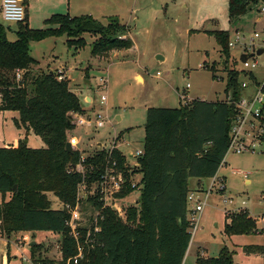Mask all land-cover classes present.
<instances>
[{
  "label": "trees",
  "instance_id": "16d2710c",
  "mask_svg": "<svg viewBox=\"0 0 264 264\" xmlns=\"http://www.w3.org/2000/svg\"><path fill=\"white\" fill-rule=\"evenodd\" d=\"M262 2L228 0L229 22L257 10ZM17 24L14 42L6 39L5 28L0 25V111L17 112L18 126L26 134L31 132L40 137L44 146L29 148L24 139L0 148V236L58 234L61 257L57 262L46 261L50 264H182L191 238L188 180L216 175L227 151L233 104L195 99L175 108H147L143 155L138 158L141 174L138 200L125 210L126 223L110 208L103 209L101 219L98 217L99 231L91 237L92 242L85 241L86 227H82L78 244L83 246V255L74 260L77 248L67 226L69 212L64 208L51 209L47 194L51 193L62 207L76 203L77 187L87 176L83 178L69 171L78 162L80 153L73 149L66 152L65 144L67 132L74 127L71 114H81L83 109L68 80H57L56 73L51 71L32 73L37 61L30 57L29 47L32 42L66 36V44L77 50L84 45L82 34H91L98 36L92 44L91 56L103 57L111 51L128 50L132 43L125 37L127 28L114 17H109L105 26L89 16L59 14L46 19L42 29L30 28L26 19ZM207 34L213 36L224 57V93L236 101L241 97L240 72L235 64L232 69L226 68L232 60L227 47L229 33ZM16 70L22 72L19 83L14 79ZM247 75L256 83L255 76ZM26 85L32 87L33 96L27 94ZM106 157L105 152L98 151L85 158L84 167L92 168L86 173L90 176L87 184L102 171ZM113 160L123 168V157L117 150H112L108 163ZM132 192L128 184L116 197L125 198ZM6 194H9L7 201ZM90 202L96 210L100 208L96 200ZM261 233L256 220L246 211L229 217L224 229L227 237ZM38 246H31L32 254ZM243 251L247 255L262 254L263 245H247ZM235 255L234 249L223 246L216 258L197 257L195 264H236Z\"/></svg>",
  "mask_w": 264,
  "mask_h": 264
},
{
  "label": "rangeland",
  "instance_id": "374dc122",
  "mask_svg": "<svg viewBox=\"0 0 264 264\" xmlns=\"http://www.w3.org/2000/svg\"><path fill=\"white\" fill-rule=\"evenodd\" d=\"M227 4L228 0H27L28 26L32 29L44 28V21L57 14L89 16L104 26L109 17H114L127 28L125 37L132 43L129 50L111 51L98 58L91 56L92 44L98 37L91 34H82L84 45L77 50L66 44V36L30 44L29 55L37 61L32 73L61 69L70 79L64 78L69 81L70 90L83 106L89 107L83 109V113L71 116L74 127L67 132L66 138L74 142V148L83 151L86 158L98 151L106 153L116 146L126 156H123V162L131 169L127 155L142 147L147 108H175L195 99L227 101L228 95L224 93L226 71L222 66L224 57L213 36L207 32L226 31L230 37L235 31L251 35L260 31L264 23V15L256 11L229 22ZM0 25L5 28L6 39L14 42L18 24L5 21L0 14ZM232 53L235 56V51ZM261 54L257 60L264 64V51ZM230 64L228 62L227 66ZM256 76L262 82L264 71L260 68ZM187 84L190 87L186 89ZM26 89L29 97L33 96L32 87L26 85ZM89 95L91 105H88L89 100L87 103L83 101ZM101 95L106 96L105 105L100 104ZM180 95H184L185 100L180 99ZM97 115L103 120L101 128L94 123ZM18 118L15 111H0V148L24 139L29 148L43 147L40 137L31 132L26 134L18 126ZM78 118H90L92 124L75 125ZM224 162L216 179L218 182L224 178L222 194L215 192L216 189L205 194L212 179L201 182L192 178L188 182L191 191L201 193L200 200L204 205L202 212L194 216L197 228L183 264H194L201 251L204 256L216 257L223 246L236 251V264H264V142L253 153L238 155L228 152ZM135 169L131 177L138 175L136 179H139V166ZM134 191L131 196L113 202L122 210L121 216L117 217L123 223H126L125 210L133 206L132 200L138 198L137 190ZM47 197L51 209L62 208L51 193ZM4 199L7 201L9 194ZM91 199L95 200L94 195L83 192L78 197L79 227L89 228L96 216L97 210ZM110 202L109 199L107 203ZM194 205L193 202L188 203L190 214ZM243 211L256 220L262 233L250 237L225 236L227 218ZM192 230L191 227L190 234ZM11 238V243L16 244L19 250L11 245L8 264L60 260L58 234L37 232ZM2 240L6 241L7 237L0 239V264H3ZM31 243L39 245L34 254ZM244 245H263V252L247 255L243 251Z\"/></svg>",
  "mask_w": 264,
  "mask_h": 264
},
{
  "label": "built area",
  "instance_id": "2783aa9c",
  "mask_svg": "<svg viewBox=\"0 0 264 264\" xmlns=\"http://www.w3.org/2000/svg\"><path fill=\"white\" fill-rule=\"evenodd\" d=\"M23 0H0V14L5 21L8 22H15L20 23L23 22L25 19V9L22 3ZM260 5H262L260 7ZM257 8L256 11L259 15H264V2H262ZM227 47L231 56L233 55V51H235V56H232V60L230 59V66L226 68L232 69V65L235 64V69L240 72V87H241V97L236 100L232 101L231 97L228 95V100L225 101L226 103L233 104V114L230 119V126H229V136H228V146L227 151L235 154H244V153H253L256 148H258L264 142V80L259 82L257 80L256 72L261 68L264 71V64H261L257 59L261 57L263 54L257 55L259 50L264 51V23L260 31H255L251 35L237 32L235 31L234 34L230 37L227 43ZM241 55H252L249 57L245 62L240 60ZM236 61L235 62H233ZM223 70L225 64H222ZM58 76V80H62L60 75ZM247 73H251L255 76V81L250 79V76ZM158 75V73H157ZM22 72L20 70L15 71L14 79L17 83L21 81ZM190 85H186V89L189 88ZM246 91L247 93H243ZM180 99L185 100L184 95L179 96ZM1 100V94H0ZM106 103V96H100V104L105 105ZM96 120L94 121L95 126L97 128L103 127V120L100 115L96 116ZM75 125L83 126V125H90L92 121L85 118H78L75 122ZM71 146H74V142L68 141ZM112 150H117L116 146L111 147L106 152V163L102 171L97 174V178L90 184H87V180L90 179V176L86 173L91 170L92 168H86L83 165L85 157L80 154L78 162L70 168L69 171L77 172L85 177L81 183L77 187L76 193V203L74 206L65 205L63 208L69 212V220L67 222V226L70 229V235L76 242L77 254L74 257V260L81 259L83 255V246L78 244L79 238V230L82 227H79L78 222L80 223V216L77 210V205L79 200L78 197L83 192L84 194L94 195V199L97 203L100 204V208L96 211V216L92 221V225L89 228H86V240L89 242L92 241V236L99 231L98 225V217L99 220L101 219V212L103 209L110 208L114 211L118 216H121L122 210L119 206L113 205V202H117L115 200H120L116 197V195L123 189L125 185L131 187V189L138 190L140 185V180H135L131 177L132 168L139 166L138 158L143 155L142 149H135L133 152H130L127 156L128 159H131L132 162L130 163L132 168H128L127 165L124 163L123 168H119L113 160L110 163L109 157ZM122 154V153H121ZM126 157L124 154L121 157ZM129 176V179L127 178ZM211 184L205 194L211 193L214 191H224L225 186L222 180L216 181L217 177L214 176L211 178ZM216 182V183H215ZM90 186H94L93 189H90ZM201 193L190 191L187 194V202H193L194 209L191 211L192 215L190 214V224L193 228L191 232V237L194 234L196 229V223L194 216L199 214L203 210L204 203L200 200ZM111 200L110 203H107L108 200ZM92 200V199H91ZM230 202V201H228ZM226 203V200H224ZM90 238V239H89ZM38 264V263H37ZM43 264H50L45 262Z\"/></svg>",
  "mask_w": 264,
  "mask_h": 264
},
{
  "label": "crops",
  "instance_id": "0c3cea01",
  "mask_svg": "<svg viewBox=\"0 0 264 264\" xmlns=\"http://www.w3.org/2000/svg\"><path fill=\"white\" fill-rule=\"evenodd\" d=\"M26 2H27V0H23V6H24V9H25V19L27 20V23H28V15H27V10H26V8H25V4H26ZM25 3V4H24ZM47 39H49V38H47ZM129 50V49H128ZM98 58V57H97ZM223 62V61H222ZM224 63V62H223ZM222 63V64H223ZM58 72H60V75H61V77H62V79L63 78H67V79H69L67 76H65V74H64V72L61 70V69H58L57 71H55V73H56V75H57V78H58V76H59V73ZM135 78V77H134ZM58 80V79H57ZM70 80V79H69ZM87 100H89L88 102H89V104L88 105H91L92 104V98L90 97V95L89 96H85L84 97V99H83V101L84 102H86ZM189 100H190V98H189ZM202 101V100H201ZM207 102H216V101H207ZM220 102H225V101H220ZM87 103V102H86ZM80 105H81V108L82 109H88L89 107H86V106H83L82 104H81V102H80ZM71 116H74V114H71ZM90 119V118H89ZM76 121V120H75ZM67 142H68V140H67ZM16 143V142H15ZM26 144H27V142H26ZM14 145V144H13ZM98 148L100 149L101 148V144H99L98 145ZM72 149L73 150H76V148H74V146H72ZM138 149H142V147L141 148H138ZM76 151H78V152H80L79 150H76ZM117 151L121 154L122 152H120L118 149H117ZM83 152V151H82ZM82 152H80V154H84V153H82ZM121 155H123V153L121 154ZM128 156V155H127ZM130 162H132V160L131 159H128ZM225 164V162H224V160L222 161V163H221V165H220V167L222 166V165H224ZM219 167V168H220ZM219 170V169H218ZM218 172V171H217ZM217 178H219L218 176H217V173H216V175H215ZM136 177H138V175H136V176H133V178L135 179V180H140L141 181V175L139 174V179H136ZM211 179V178H210ZM190 180V179H189ZM189 180H188V182H189ZM206 179H204V180H201V182H204ZM221 180H222V182L224 183L225 181H224V178H221ZM224 186H225V183H224ZM140 189H141V187L136 191V192H138V197H139V193H140ZM188 189H189V187H188ZM191 191V189H189V192ZM135 191H133L131 194H129L128 196H126L125 198H127V197H129V196H131L133 193H134ZM216 192V191H215ZM48 195V194H47ZM125 198H123V199H125ZM123 199H121V200H123ZM138 200V198H136V199H134V200H132V205H134V204H136V201ZM129 203H131V201L129 202ZM63 208V207H62ZM189 210V209H188ZM189 214V213H188ZM189 216V215H188ZM189 218H190V216H189ZM226 218H227V216H226ZM228 219V222H225V224H228L229 223V218H227ZM256 227H257V225H256ZM196 228H197V226H196ZM257 230H259L258 228H257ZM260 231V230H259ZM26 234H30V233H20V234H12L11 236L14 238V237H18V235L19 236H24V235H26ZM255 235H257V234H255ZM11 236H9V237H7V240L5 241V240H2L3 242H2V261H3V264H8L9 263V261L11 260V256H10V248H11V245H14L15 247H16V249L17 250H19V247L16 245V244H12L11 243V240L10 239H12L11 238ZM250 236H254V235H248V236H245V237H250ZM4 237H1L0 236V239H3ZM190 242H191V238H190ZM190 242H189V244H190ZM34 244V243H33ZM32 243H31V245H33ZM244 246H247V245H244ZM188 247H189V245H188ZM186 253H187V251H186ZM186 255V254H185ZM197 257H201V258H210V257H208V256H206V254H205V256H204V254L202 253V251L200 252V253H198V255H197ZM196 257V258H197ZM185 258V257H184ZM213 258H216V257H213ZM26 261H27V259H25ZM196 260V259H195ZM183 262H184V260H183ZM183 262H182V264H183ZM194 264H195V262H194Z\"/></svg>",
  "mask_w": 264,
  "mask_h": 264
},
{
  "label": "water",
  "instance_id": "95a60500",
  "mask_svg": "<svg viewBox=\"0 0 264 264\" xmlns=\"http://www.w3.org/2000/svg\"><path fill=\"white\" fill-rule=\"evenodd\" d=\"M262 52H263L262 49L259 50V51L257 52V55H260ZM251 56H252V55H248V56H246V55H241V56H240V60H241L242 62H245V61H246L249 57H251ZM157 60H161V58H160V57H157ZM231 117H232V115L229 116V119H231ZM65 151L68 152V153L72 152V146H71L68 142L65 144ZM14 190H16V186H14Z\"/></svg>",
  "mask_w": 264,
  "mask_h": 264
}]
</instances>
